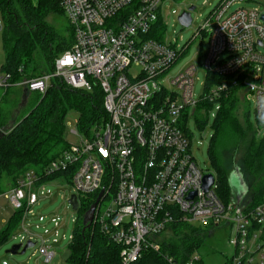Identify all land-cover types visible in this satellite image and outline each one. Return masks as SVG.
<instances>
[{
	"label": "built area",
	"instance_id": "2783aa9c",
	"mask_svg": "<svg viewBox=\"0 0 264 264\" xmlns=\"http://www.w3.org/2000/svg\"><path fill=\"white\" fill-rule=\"evenodd\" d=\"M139 1L131 9L134 0H61L74 43L56 58L54 72L17 83L11 82V74L0 73L1 88L26 87L43 95L54 77L75 89L92 91L99 86L107 113L105 121L79 144H70L42 174L27 171L15 187L0 192V198L5 197L16 211L23 210L21 225L27 235L21 236V242L39 241L35 253L46 264L56 257L53 247L59 243L62 223L52 217L54 228L37 236L26 221L40 199L51 195L44 183L53 182L70 183L69 200L76 195L79 208L84 199L95 195L97 199L104 191L92 223L121 247V264L137 261L149 245L159 250L152 239L177 218L204 228L224 224L231 230L229 263L264 264V199L252 209L235 200L224 202L217 194L214 173L215 182L206 190L204 176L209 173L197 163L187 127L191 114L198 125H205L209 108L204 104L218 101L228 84L206 89L196 101V64L168 78V70L186 47L148 38L162 16L163 0ZM247 1L253 0H221L210 14L201 27L210 35L202 64L208 75L246 74V101L254 102L256 120L263 127L259 117L264 115V10H231ZM3 26L0 12V32ZM72 132L79 134L77 129ZM110 196L109 207L101 211V202ZM34 216L36 227H45L46 216ZM200 261L195 254L183 264ZM169 262L181 264L173 257Z\"/></svg>",
	"mask_w": 264,
	"mask_h": 264
},
{
	"label": "trees",
	"instance_id": "16d2710c",
	"mask_svg": "<svg viewBox=\"0 0 264 264\" xmlns=\"http://www.w3.org/2000/svg\"><path fill=\"white\" fill-rule=\"evenodd\" d=\"M140 5L134 0L133 8ZM130 10V9H129ZM4 26L1 31L5 63L1 71L11 74V82L40 77L54 72L56 58L72 47L74 32L67 22L58 29L52 15L65 16L61 0H0ZM66 17V16H65ZM162 16L148 38L164 40ZM246 74L239 76L208 75L207 89L213 84H228L218 102L220 109L214 121V135L209 155L216 171L217 194L224 201L235 200L228 186V175L236 166L243 172L248 192L242 203L250 209L264 199V136L261 127L251 121V109L240 90ZM10 88L0 94V192L15 187L29 170L42 174L49 164L66 152L70 143L65 138V117L75 109L80 112L79 130L88 134L107 119L104 93L99 86L92 91L75 89L54 77L46 94L19 118V107L26 105L31 92L23 87L17 101L10 104ZM4 100V102H3ZM207 108L213 103L206 102ZM5 182V183H3ZM4 184L9 185L6 187ZM96 195L84 199L78 211V224L69 244V261L73 264H121V247L112 242L94 223L84 224L87 211ZM23 210H18L0 230V246L9 238L11 228L19 224ZM207 229L177 218L165 232L152 240L141 258L131 264H171L169 258L183 264L205 244ZM200 262L196 263L199 264Z\"/></svg>",
	"mask_w": 264,
	"mask_h": 264
},
{
	"label": "rangeland",
	"instance_id": "374dc122",
	"mask_svg": "<svg viewBox=\"0 0 264 264\" xmlns=\"http://www.w3.org/2000/svg\"><path fill=\"white\" fill-rule=\"evenodd\" d=\"M220 1L221 0H163L161 3L162 17L165 23L164 39H167L169 43H175L177 41L180 48L186 47L184 53L168 70L166 76L168 78L174 77L188 64H196L198 66L194 86V98L196 101H199L205 94L208 81V73L202 63L209 50L210 35L202 31L201 27ZM191 6H195V9L192 11V23L190 26H183L179 22V14L188 10ZM239 7H258L264 10V0H253L236 4L231 10H235ZM49 21L55 27L60 29L67 22V18L65 16L61 17L52 15L49 17ZM4 63L5 55L2 34L0 32V73L2 72L1 69ZM163 84L167 85L166 81H164ZM212 86L215 87L216 83ZM21 88L22 87L11 86L8 95L10 104L15 100L17 101V95L15 94H17ZM5 89L6 88L0 87L1 95ZM245 92L246 88L243 87L239 93L243 101H246ZM38 96V92H31L28 103L19 107V118L30 110L31 106L36 103ZM0 106L4 105L0 103ZM249 106L251 109V121L256 124L254 102H250ZM219 109L220 103L218 101L214 102L213 106L208 110L209 118L203 126L198 125L196 116L192 114L187 123L188 130H190L194 138L193 153L199 167L203 169L205 173L216 174L210 159L209 149L214 135V121ZM80 117V112L75 109L70 110L65 117V138L70 144H79L83 138H86V134L79 130ZM74 129L79 131L78 135L72 132ZM3 132L4 131L0 129V136ZM259 135L264 136V126L261 127ZM237 170L240 171L239 169ZM4 185L6 186L7 184ZM44 185L46 191L50 192L51 195L42 197L39 203L34 206L33 212L28 214L29 218L26 221L27 228L37 236L43 235L46 228L49 230L54 228V223L51 221V218L59 217L62 223L59 228V243L55 244L53 247L56 251V257L51 264H73L69 261V244L72 241V236L78 224V212H74L69 203V196L73 193L72 185L67 182L61 184H58L57 182L44 183ZM6 187H9V185ZM8 189L9 188H6V190ZM111 200L112 196L102 201L100 210H106L109 207ZM0 204L2 206V209L0 210V230H2L16 213V210L10 205L5 197L0 198ZM33 214H43L46 216V220L43 223L45 227H36L38 218H35ZM21 222L22 220L20 219L19 224L11 228L8 240L0 246V264H3V261H6V264H46L44 257L38 252L35 253L38 246L27 250L23 255L6 253V251L13 245L21 242L22 235H27L23 230ZM205 228L207 229L208 234L205 244L197 252V255L201 257L199 264H230L229 259L233 255V248L229 242L231 230L224 224L219 227L210 228V226H208Z\"/></svg>",
	"mask_w": 264,
	"mask_h": 264
},
{
	"label": "water",
	"instance_id": "95a60500",
	"mask_svg": "<svg viewBox=\"0 0 264 264\" xmlns=\"http://www.w3.org/2000/svg\"><path fill=\"white\" fill-rule=\"evenodd\" d=\"M195 9V6H191L188 10L183 11L182 13L179 14V22L183 26H190L192 23V11ZM215 182V176L212 173L206 174L204 176V188L208 190ZM248 192V190H247ZM246 194H241V195H235V201L237 203H241L243 199L245 198ZM104 194V191L102 190L96 201L92 204L90 209L87 211L85 218H84V224L86 226H90L92 224V221L94 219V215L96 212V209L98 207V204L100 200L102 199ZM69 203L71 204L72 208L74 211L79 210V202L77 199L76 195H72V198L69 200ZM39 241H33V240H28L26 244L24 245L22 242L13 245L10 249L6 251V253H10L12 255H23L27 252V250L35 248L36 245L38 244Z\"/></svg>",
	"mask_w": 264,
	"mask_h": 264
},
{
	"label": "clouds",
	"instance_id": "9594fccd",
	"mask_svg": "<svg viewBox=\"0 0 264 264\" xmlns=\"http://www.w3.org/2000/svg\"><path fill=\"white\" fill-rule=\"evenodd\" d=\"M260 124L264 125V115L259 117ZM238 166L234 167L228 175V186L233 195L246 194L248 190L247 182L242 171L237 170Z\"/></svg>",
	"mask_w": 264,
	"mask_h": 264
},
{
	"label": "crops",
	"instance_id": "0c3cea01",
	"mask_svg": "<svg viewBox=\"0 0 264 264\" xmlns=\"http://www.w3.org/2000/svg\"><path fill=\"white\" fill-rule=\"evenodd\" d=\"M4 262H6V261H3V264H4Z\"/></svg>",
	"mask_w": 264,
	"mask_h": 264
}]
</instances>
